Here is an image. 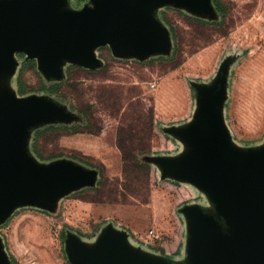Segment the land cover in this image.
I'll list each match as a JSON object with an SVG mask.
<instances>
[{
    "label": "rangeland",
    "instance_id": "obj_1",
    "mask_svg": "<svg viewBox=\"0 0 264 264\" xmlns=\"http://www.w3.org/2000/svg\"><path fill=\"white\" fill-rule=\"evenodd\" d=\"M105 1L0 0V31L95 35ZM215 1L221 14L214 0H127L116 44L84 57L0 49V127L13 133L0 168L63 176L0 207V264H102L109 251L118 264H205L202 228L246 257L229 189L199 167L209 134L218 163L260 165L248 181L264 206V0ZM129 125L147 150L125 173L117 144Z\"/></svg>",
    "mask_w": 264,
    "mask_h": 264
},
{
    "label": "water",
    "instance_id": "obj_2",
    "mask_svg": "<svg viewBox=\"0 0 264 264\" xmlns=\"http://www.w3.org/2000/svg\"><path fill=\"white\" fill-rule=\"evenodd\" d=\"M23 5V2L15 1L14 13L17 14L19 11H22ZM105 11H108L109 21L95 35L84 34L87 33L86 31L71 39L59 40L52 39L48 36H41V34L32 36L21 33L9 35L0 31V49L20 51L34 57L72 56L74 54L82 57L83 54L80 53L83 50L116 44L122 34L129 14L127 0H106ZM128 45H131L130 47L133 48L137 46L131 44V42ZM207 135L208 137L206 136L205 138L206 142L203 148L206 162H203L199 169L205 174L220 180L229 189L232 214L234 219L248 231L250 244L246 257L243 260L236 261L217 246L208 230L202 228L199 250L204 263L264 264V206L258 207L256 205V196L248 181L257 172V168L260 165L235 168L229 167L224 160L223 163H218L213 156L212 150H210L211 146L215 148L214 141L211 135ZM12 142L13 133L7 137L0 127V159L7 156ZM62 179L63 176L57 174V176L44 177L39 180L27 173L13 174L0 168V207H3L14 195H20L19 197L29 196L41 198L57 188ZM79 264L88 263L85 259H79ZM96 264H101V261ZM102 264H118V258L113 252L109 251Z\"/></svg>",
    "mask_w": 264,
    "mask_h": 264
},
{
    "label": "trees",
    "instance_id": "obj_3",
    "mask_svg": "<svg viewBox=\"0 0 264 264\" xmlns=\"http://www.w3.org/2000/svg\"><path fill=\"white\" fill-rule=\"evenodd\" d=\"M215 8L218 13H222L219 8V5L214 0ZM195 18V17H193ZM198 21L204 20L200 18H195ZM143 133L142 128H138L137 125H129L127 126V136L122 137L121 140L118 141V148L121 152V159L123 163L124 172L128 170V166H133L138 164L137 155L144 154L147 150V143L144 140V135L141 136L140 134ZM144 134V133H143Z\"/></svg>",
    "mask_w": 264,
    "mask_h": 264
},
{
    "label": "built area",
    "instance_id": "obj_4",
    "mask_svg": "<svg viewBox=\"0 0 264 264\" xmlns=\"http://www.w3.org/2000/svg\"><path fill=\"white\" fill-rule=\"evenodd\" d=\"M147 237H153L154 236V232L153 230H149L148 234L146 235Z\"/></svg>",
    "mask_w": 264,
    "mask_h": 264
}]
</instances>
